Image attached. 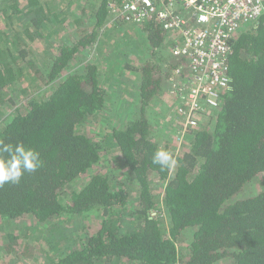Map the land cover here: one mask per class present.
I'll list each match as a JSON object with an SVG mask.
<instances>
[{
  "label": "trees",
  "instance_id": "16d2710c",
  "mask_svg": "<svg viewBox=\"0 0 264 264\" xmlns=\"http://www.w3.org/2000/svg\"><path fill=\"white\" fill-rule=\"evenodd\" d=\"M7 1L0 8V108L14 104L11 93L24 81L49 89L0 125V140L34 149L42 161L19 184L0 187V222L30 219L45 228L59 219L96 220L77 247L47 264H264V13L232 41L220 106L204 124L187 130L185 151L175 155L168 144L160 146L145 114L163 79L180 65L163 73L148 61L137 69L134 116L109 134L118 163L91 173L102 151L82 129L108 96L98 84L99 65L83 52L100 43L106 22L135 25L112 18L109 4L120 0H69L77 12H56L42 0H26L25 7ZM62 15L68 23H50ZM66 27L70 37L63 39ZM139 29L152 49L164 43L154 19ZM158 148L177 159L174 171L152 163ZM257 178L260 189L253 191ZM153 179L163 185L160 199ZM12 227L7 243L16 241ZM184 236L188 243L181 255Z\"/></svg>",
  "mask_w": 264,
  "mask_h": 264
},
{
  "label": "rangeland",
  "instance_id": "374dc122",
  "mask_svg": "<svg viewBox=\"0 0 264 264\" xmlns=\"http://www.w3.org/2000/svg\"><path fill=\"white\" fill-rule=\"evenodd\" d=\"M42 1H46L55 8L56 12L63 10L62 8H66L69 12L78 10L75 1L71 4L68 2L69 0ZM7 3V0H0V8ZM76 3L83 5L85 0H79ZM17 4L18 7H25L27 2L19 0ZM67 19L62 15L57 20L53 18L49 20L52 24L58 22L65 25V22H69ZM23 22L26 21L22 20L18 25ZM138 27L140 28V26L129 25L124 27L115 21L106 22L100 34V43L93 49H86L83 52L84 57L90 58L89 60L99 65L98 84L102 92L108 96L105 107L92 115L82 129V132L94 143L100 144L102 151L103 159L91 173L107 170L111 165L118 163L117 150L110 146V142L108 144L109 134L113 127L123 128L134 116V105L138 97L137 85L140 82L137 69H140L143 63L150 61L152 65L157 66L161 72L165 73L171 66L178 63L171 54L173 41L170 38L173 37L172 35H166L164 43L155 50L149 46L142 29ZM1 29L4 31L5 27ZM116 29L117 31H115ZM70 31L71 29L66 27L62 34L63 39L70 37ZM57 44L56 42L54 45ZM40 48L43 49L38 45L37 49L41 50ZM45 86L36 81L32 85L29 84V81H24L17 85L14 91H12L14 89L12 87L11 95H16V98L13 99L14 104H7L8 106L0 108V125L7 120L8 116L21 110L30 97H46L49 88ZM161 86L160 94L150 102L145 114L154 139L160 146L168 144L170 151L177 155L188 148L190 141L184 137L180 138L182 130L180 121H183L175 112L178 103L174 95L171 94L169 80L164 78ZM24 89H27L28 92H22ZM200 121L201 124H204L206 119L203 117ZM86 177L89 176L86 175ZM86 177L78 180L77 185H82L87 180ZM153 182L154 194L160 199L163 185L155 179ZM254 183L256 184H250V189L253 191L260 189L257 185L261 183L260 178H257ZM131 195L134 198V192H131ZM123 220H125V216ZM95 221L93 218L81 219L79 217L71 219V221L59 219L54 222L56 226L49 224L45 225V228H39L30 219L20 220L17 223L14 222L15 225L12 224L18 232L14 234L16 241L12 240L13 242L10 243H7L5 239L10 233L9 227L12 225L0 222V264H47L48 260H53L60 254L70 251L72 246L76 245L77 247L82 242L83 232L94 230L97 225ZM187 237L184 236L178 243L181 255L186 253Z\"/></svg>",
  "mask_w": 264,
  "mask_h": 264
},
{
  "label": "built area",
  "instance_id": "2783aa9c",
  "mask_svg": "<svg viewBox=\"0 0 264 264\" xmlns=\"http://www.w3.org/2000/svg\"><path fill=\"white\" fill-rule=\"evenodd\" d=\"M261 7L259 16L255 9ZM114 20L142 26L154 19L172 35L171 54L180 65L169 79L175 111L183 122L180 138L220 106L228 86L226 59L231 43L264 13L257 0H120L110 3ZM227 80V84L224 81Z\"/></svg>",
  "mask_w": 264,
  "mask_h": 264
},
{
  "label": "clouds",
  "instance_id": "9594fccd",
  "mask_svg": "<svg viewBox=\"0 0 264 264\" xmlns=\"http://www.w3.org/2000/svg\"><path fill=\"white\" fill-rule=\"evenodd\" d=\"M257 5H264V0H257ZM261 11L262 8L258 6L254 14L259 16ZM224 83L227 84V80ZM151 159L161 170L167 169L169 172L174 171L178 163L174 155L164 148H158ZM41 166L39 152L26 148L22 143L5 144L0 140V187L5 184H19L24 172H35Z\"/></svg>",
  "mask_w": 264,
  "mask_h": 264
}]
</instances>
